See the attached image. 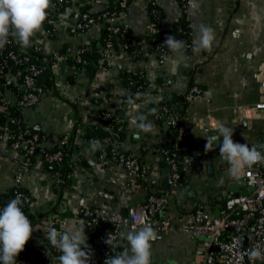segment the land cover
<instances>
[{
	"label": "crops",
	"instance_id": "crops-1",
	"mask_svg": "<svg viewBox=\"0 0 264 264\" xmlns=\"http://www.w3.org/2000/svg\"><path fill=\"white\" fill-rule=\"evenodd\" d=\"M104 2L101 0L90 7L101 9ZM110 2L111 5L114 0ZM156 3L163 11L161 27L165 31L172 32L184 13L191 24L192 42L199 36L201 25L211 27L215 34L211 49L193 55L185 49L182 56L171 52L159 66L146 36L151 21L149 0H131L115 21L129 28L138 57L120 48L109 59L108 66L98 70L94 77L83 67L74 69L67 59L55 71L56 97L45 98L37 106L21 110L26 125L43 134L42 145L49 150L57 148L60 139L71 133L75 125L98 127L102 125L98 118L101 112H116L126 124L121 149L135 153L144 162L146 175L129 176L122 168L99 162L97 153L102 150L101 145H96L95 150L81 146L74 153L80 156L81 163L76 161L71 168L69 186L59 188L45 175L41 156H38L34 169L25 171L20 182L31 195L28 208L37 219L30 244L37 243L43 233L50 231L51 218L56 214L65 218V230H78L81 222L85 227L74 206L69 211L63 208L77 193L89 196L110 212L120 210L127 215L131 208L144 204L149 194L156 192L150 180L157 178L160 183L157 194L165 200L166 206L160 215L178 225L188 221L189 215L200 205L219 215L230 191L249 190L242 178L235 180L229 176L230 164L220 157L222 137L213 151L205 152L207 140L203 136L213 135L220 125H226L234 129L235 142L251 146L259 137L264 139V112L246 109L264 99V0H188L186 9L180 0H156ZM102 29L103 25L97 24L80 35H71L62 29L45 40V48L51 52L69 44L90 43L100 37ZM173 61H176L175 72L172 71ZM142 70L151 83H158L151 95L154 103L141 109L156 132L137 135V130L129 126L130 117L137 113L124 102L128 89L123 73ZM193 85L201 92L190 100L187 96ZM167 96L177 98L170 105L190 130L189 136L195 137L197 149L190 151L186 140L183 155L201 154L200 158H191L192 165L183 176L181 188L165 187L169 169L159 153L152 150L160 135L152 117L159 102ZM6 111L0 108V126ZM20 157V151L13 150L7 142H0V196L16 186V160ZM54 207L59 210L54 212ZM127 231H130L128 227L121 228L119 242L122 244L128 242L121 235ZM156 232L158 238L151 250V264H196L204 258V249L189 233ZM85 234L87 244L93 240L90 245L98 246L97 238L90 236L86 227Z\"/></svg>",
	"mask_w": 264,
	"mask_h": 264
},
{
	"label": "built area",
	"instance_id": "built-area-1",
	"mask_svg": "<svg viewBox=\"0 0 264 264\" xmlns=\"http://www.w3.org/2000/svg\"><path fill=\"white\" fill-rule=\"evenodd\" d=\"M52 1L55 6L66 4L65 9L57 17L51 14L49 9L50 18L46 22L52 24L54 34L64 29L71 35H80L97 24L103 25V28L105 27L115 34L129 33L128 27L116 23L119 11L110 9L113 6L110 5V0H105V4L101 5L102 8L97 10H93L89 6L96 5L101 0ZM130 2L131 0H114L112 4L116 9H124ZM151 2L157 5L156 0ZM180 2L185 9L188 0H180ZM64 13H68V17L62 21L61 15ZM159 22H161L159 10L151 9V21L146 29L147 37L155 40L157 34L161 32ZM50 33L51 31L47 30L44 24L42 30L32 38L30 47H22L16 39L10 37V42L0 49V108L7 109L3 119L6 121L0 126V142H7L13 150L21 152V157L16 160L18 173L15 187H22L20 182L24 172L34 169L37 157L41 156L47 178L55 186L66 189L69 184L63 185L65 182L60 175L52 172L51 169L64 161L70 142L75 147L91 148V142L95 141L96 145L103 146L102 150L97 153L99 162L122 168L129 176L144 177L147 173L144 162L135 153L121 149V138L126 130V124L116 112L103 111L98 117L103 128L108 132L105 139H89L82 136L84 126L79 124L75 135L65 134L60 139L56 150L46 149L42 145L45 140L43 134L26 125L25 119L21 115L22 109L33 108L45 98L56 97L54 90L58 83L55 71L58 67L70 58L76 59L77 65H74V69L82 68L88 63L83 54L89 43L69 44L63 49L47 52L45 40L49 38ZM169 35L167 31L160 36L161 43L154 41L152 45H149L153 54L157 56L159 66L168 55L163 43ZM185 44L187 52L193 55V42ZM120 48L127 51L126 44L121 45ZM116 52L110 42L107 43L106 48H100L101 56L97 62L99 70L108 66L109 59ZM135 53L137 52L135 51ZM134 55L132 54V56ZM49 67L52 69L54 87L47 90L40 84L39 77ZM140 72L146 77L145 70ZM147 80L146 89L139 93L152 95L155 93L158 83L153 84L148 78ZM200 92V88L193 85L188 91L187 98L191 100ZM164 100L165 98L159 102L152 117L160 133L158 143L152 150L159 153L165 167L170 170L166 178L168 186L181 188L183 176L192 165L191 156L183 155L182 152L190 130L181 122L179 113L172 106L167 105ZM124 102L127 104V96L124 98ZM139 102L141 101H137V103ZM246 109L264 112V99L256 106ZM14 111L20 112V115L14 114ZM75 127L76 125L73 128ZM261 144H264V139L261 137L253 143V145H257L258 150L264 152V149L259 148ZM107 145H110V152L104 149ZM74 165H76L75 158L72 159L70 168ZM71 172L70 170L68 178H70ZM241 178L249 190L243 193L230 191L219 210V215H215L205 206L200 205L192 211L188 221L178 225L169 218L160 215L166 206L165 200L157 194L160 185L157 178L150 180V186L155 187L156 192L149 194L144 204L131 208L127 215L120 210L110 212L89 196L81 193L75 194L72 202L67 206L63 205V208L69 211L74 206L83 218L88 234L97 238L98 246L97 244L89 245L92 250L90 264H104L108 257L130 249L129 242L125 244L119 242L121 228L126 226L130 230L139 229L145 223L151 224L159 233L182 231L197 239L204 249V258L196 264H264V261L259 259L250 260L247 255L256 246L264 248V163H257L251 168L245 169ZM17 196L21 198L22 209L25 204L29 205L32 201L29 193L17 190L15 198ZM4 206L6 205H0V209ZM50 226L51 229L56 228L58 231L65 230V218L60 214L53 215ZM106 227L108 228L106 229ZM33 228L36 232V227L33 226ZM109 235L113 238V247L105 242ZM41 238L37 243L30 244L39 254L26 251L17 257L16 264H59L56 257L60 253L52 252L53 247L48 241L47 235L43 233Z\"/></svg>",
	"mask_w": 264,
	"mask_h": 264
},
{
	"label": "clouds",
	"instance_id": "clouds-1",
	"mask_svg": "<svg viewBox=\"0 0 264 264\" xmlns=\"http://www.w3.org/2000/svg\"><path fill=\"white\" fill-rule=\"evenodd\" d=\"M54 7L52 0H0V49L9 42V38L16 39L22 47H30L32 38L42 30L48 18L49 9ZM68 13L61 15V20H66ZM199 36L194 38L192 50L199 53L201 50H209L215 40L214 30L211 27L201 25ZM172 53L183 55L186 48L184 41L176 36L169 35L164 43ZM176 61L172 63V71L175 72ZM127 95V104L131 111L137 113L130 117L129 126L140 133H155L154 124L148 119L141 109L154 103L155 98L150 94L136 93L135 97ZM137 101H141L137 103ZM203 131L208 132L209 129ZM215 134L205 135L207 143L205 152L213 151L217 141L220 143V157L226 160L230 167L228 174L231 178L239 180L245 173V169L251 168L257 163H264V152L258 150L257 145L239 143L233 140L234 129L226 125H220L214 130ZM264 149V144L259 145ZM91 149H96V142H91ZM34 231L29 217L22 210V201L19 196L10 200L6 206L0 209V264H16L17 257L25 249V246ZM51 246L60 255L56 257L59 264H90L91 248L87 244L85 227L81 222L78 230H61L52 228L46 232ZM127 239L130 249L108 257L104 264H151L153 243L158 238L157 232L151 224L145 223L143 227L133 228L121 234ZM111 247L114 246L113 238L105 241ZM250 260L264 261V248L256 246L248 253Z\"/></svg>",
	"mask_w": 264,
	"mask_h": 264
},
{
	"label": "trees",
	"instance_id": "trees-1",
	"mask_svg": "<svg viewBox=\"0 0 264 264\" xmlns=\"http://www.w3.org/2000/svg\"><path fill=\"white\" fill-rule=\"evenodd\" d=\"M149 7H150V12H151V9L153 8H156L159 10V13H160V20L162 21V18H163V11L160 9V7L158 5H155V4H152V0H149ZM52 5L54 7L50 8V11H51V14L55 15V17H57L59 15V13H61L65 8L64 6L66 4H63L62 6H55L53 4V1H52ZM114 6V4H111ZM113 6L110 7V9H115L116 11H121L122 9L120 8H114ZM90 7V6H89ZM186 9V7H185ZM186 13H184V15L179 18V20L175 23L174 25V29L172 32L168 31V33L170 35H173V36H176L178 38H180L182 41H184L185 43H191L192 40H191V24L187 18V16L185 15ZM50 18V14H48V18L47 20ZM153 18V17H152ZM156 19V18H155ZM45 28L47 30H50L51 33L49 34V38H53L55 36V34L53 33L52 31V24L48 23L45 21ZM159 27H160V33L157 34V36L155 37V40H153L152 38H149L147 37V42L149 45H152V43L155 41V42H160V36L162 34H164L165 31L164 29H162L161 27V22H159ZM128 32L130 33V30L128 28ZM129 33H125L124 35L122 34H115V33H112L111 31H109L107 28H103L102 31H101V35L99 38L97 39H94L92 41H90L89 45H88V49L86 48V51L85 53L83 54V57L88 61V63L85 65V66H82L83 68L86 69L87 71V74L90 76V77H94L95 74L97 73V71L99 70V67H98V59L100 58L101 56V53H100V48L102 47H105L106 48V45L108 42L111 43V45L113 46V48L118 51L120 50V47L121 45H127V51H129L130 53L132 54H135V57L137 58L138 55L137 53H135V50H134V46L131 42V39H130V35ZM158 43V44H159ZM165 50L166 52L169 54L171 51L165 47ZM71 64L75 65L76 64V59L75 58H70L69 59ZM77 65V64H76ZM123 76H124V83L128 89V93L127 94H130L132 95L133 97H135V94L138 92H141V91H144L148 85V80L147 78L141 74V72H131V71H125L123 73ZM39 80H40V84L45 87L47 90L49 89H53L54 87V83H53V79H52V69L49 67L47 68L43 74L39 77ZM127 96V95H126ZM177 99L176 97H171V96H167L166 99L164 100V102H166L167 105L171 106L170 104L173 103V100ZM14 114H18L20 115V112L18 111H14L13 112ZM99 117V116H98ZM4 122L6 120H3ZM76 129H77V126L75 128L72 129L71 131V135H75L76 133ZM36 130V129H34ZM82 136L84 137H87L89 139H96V138H99V139H105L107 136H108V132L103 128V125L101 126H98V127H95L93 125H89V126H84L83 127V132H82ZM174 144V142H173ZM169 146V145H167ZM76 148L72 142H70L69 144V147L67 148L66 150V153H65V158H64V161L62 163H59L57 164L56 166H53L51 171L52 172H55L57 174L60 175L61 179L65 182L63 185L65 184H70V180L68 178V174L70 173V163L72 162V159L75 158V161H78V163L80 162L81 163V160H80V156L79 155H75V151H76ZM57 148H54V149H51V150H56ZM106 151H109L110 152V145H107L105 146L104 148ZM183 152V151H182ZM184 153V152H183ZM75 155V156H74ZM82 163H83V160H82ZM62 186V185H61ZM22 191V192H25V193H28V191L24 188V187H19V188H16V187H13L10 189V191L6 194H3L0 196V205H6L10 200L14 199L15 196H16V191ZM24 213L29 217L32 225H35V223L37 222V219H36V216L33 215L30 211H29V208H28V205L25 204L23 206V209ZM54 212H57L59 209L58 207H54L53 208ZM94 237V235L92 236ZM93 242V240L91 241V243ZM91 243L88 242V245H90ZM26 251H29L31 253H38L37 251H35V247L33 245H30L29 242H27L26 246H25V249L20 253H24ZM52 252L53 253H58V251L54 248H52ZM19 254V255H20ZM39 254V253H38Z\"/></svg>",
	"mask_w": 264,
	"mask_h": 264
},
{
	"label": "water",
	"instance_id": "water-1",
	"mask_svg": "<svg viewBox=\"0 0 264 264\" xmlns=\"http://www.w3.org/2000/svg\"><path fill=\"white\" fill-rule=\"evenodd\" d=\"M151 110V108H150ZM188 142H189V149L190 151H194L197 149V145H196V142H195V137L194 136H189L188 137ZM191 158H200L201 157V154L198 153V152H191L190 154ZM170 170H166V174H169ZM165 187L168 188V184H165ZM218 215V214H217Z\"/></svg>",
	"mask_w": 264,
	"mask_h": 264
}]
</instances>
